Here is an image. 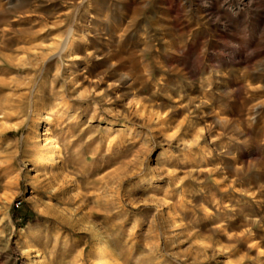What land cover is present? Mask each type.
Instances as JSON below:
<instances>
[{"label": "rangeland", "instance_id": "374dc122", "mask_svg": "<svg viewBox=\"0 0 264 264\" xmlns=\"http://www.w3.org/2000/svg\"><path fill=\"white\" fill-rule=\"evenodd\" d=\"M104 244L264 264V0H0V264Z\"/></svg>", "mask_w": 264, "mask_h": 264}, {"label": "bare ground", "instance_id": "6f19581e", "mask_svg": "<svg viewBox=\"0 0 264 264\" xmlns=\"http://www.w3.org/2000/svg\"><path fill=\"white\" fill-rule=\"evenodd\" d=\"M95 29V28H94ZM97 30V29H96ZM96 32V31H95ZM98 33V32H97ZM96 33V34H97ZM94 50V49H92ZM91 50V51H92ZM85 54V53H84ZM86 56H89V54H86ZM128 77L127 76H123L122 77V80L123 81H127ZM125 83V82H124ZM48 132V131H47ZM98 259H100V262L98 264H111L110 263V260H109V254H108V251H107V245L104 244L103 247L101 248V250L99 251L98 253Z\"/></svg>", "mask_w": 264, "mask_h": 264}]
</instances>
